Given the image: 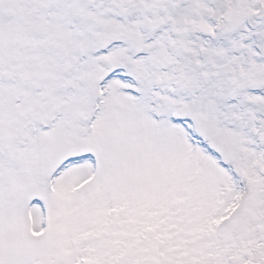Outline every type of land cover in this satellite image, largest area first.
Returning <instances> with one entry per match:
<instances>
[{
	"label": "snow or ice",
	"instance_id": "obj_1",
	"mask_svg": "<svg viewBox=\"0 0 264 264\" xmlns=\"http://www.w3.org/2000/svg\"><path fill=\"white\" fill-rule=\"evenodd\" d=\"M0 264H264V0H0Z\"/></svg>",
	"mask_w": 264,
	"mask_h": 264
}]
</instances>
